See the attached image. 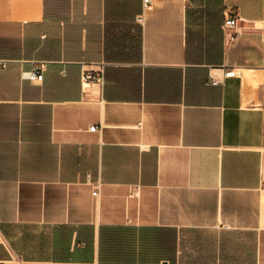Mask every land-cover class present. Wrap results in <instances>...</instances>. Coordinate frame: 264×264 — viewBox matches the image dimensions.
Instances as JSON below:
<instances>
[{
  "label": "crops",
  "instance_id": "0c3cea01",
  "mask_svg": "<svg viewBox=\"0 0 264 264\" xmlns=\"http://www.w3.org/2000/svg\"><path fill=\"white\" fill-rule=\"evenodd\" d=\"M150 1L0 0V264H264V0Z\"/></svg>",
  "mask_w": 264,
  "mask_h": 264
},
{
  "label": "built area",
  "instance_id": "2783aa9c",
  "mask_svg": "<svg viewBox=\"0 0 264 264\" xmlns=\"http://www.w3.org/2000/svg\"><path fill=\"white\" fill-rule=\"evenodd\" d=\"M144 3H145V8L146 9H150L151 8L152 4H151L150 0H145ZM239 20H240V18L237 15H235L232 12H230L228 14V17L226 18V20L224 22V26H223L224 30L225 31L234 30L236 28L237 22ZM237 36L238 35L234 33L233 35H231L230 40L231 41H235L237 39ZM2 67L5 68L6 64H3ZM43 72H44V68L43 67L35 68L31 72L24 73L23 74V78L26 79V80H29L30 82H42V80H43ZM227 75L228 76H235V73L234 72H229ZM102 82H103L102 76L100 75V73H97L95 71H86L82 75V85H83V87L90 86L91 84H95V83L102 84ZM210 84L211 85H218V82L211 80ZM96 130H97V128L94 127V128H92L91 131L95 132ZM93 195H94V197H97L99 195L98 189L94 190Z\"/></svg>",
  "mask_w": 264,
  "mask_h": 264
}]
</instances>
